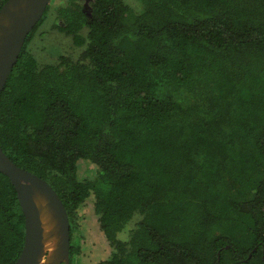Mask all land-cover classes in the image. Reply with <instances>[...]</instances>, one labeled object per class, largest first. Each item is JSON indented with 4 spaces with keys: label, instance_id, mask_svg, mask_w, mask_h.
<instances>
[{
    "label": "trees",
    "instance_id": "16d2710c",
    "mask_svg": "<svg viewBox=\"0 0 264 264\" xmlns=\"http://www.w3.org/2000/svg\"><path fill=\"white\" fill-rule=\"evenodd\" d=\"M53 3L0 94V143L61 197L70 264L91 197L112 247L97 264H264V0ZM51 11L76 59L30 49ZM80 159L98 174L81 178ZM24 242L0 172V264Z\"/></svg>",
    "mask_w": 264,
    "mask_h": 264
},
{
    "label": "water",
    "instance_id": "95a60500",
    "mask_svg": "<svg viewBox=\"0 0 264 264\" xmlns=\"http://www.w3.org/2000/svg\"><path fill=\"white\" fill-rule=\"evenodd\" d=\"M52 0H6L0 9V94L21 54L26 38ZM0 172L14 185L25 214V242L14 264H70V220L52 185L18 166L0 143ZM49 234L56 235L44 249Z\"/></svg>",
    "mask_w": 264,
    "mask_h": 264
},
{
    "label": "rangeland",
    "instance_id": "374dc122",
    "mask_svg": "<svg viewBox=\"0 0 264 264\" xmlns=\"http://www.w3.org/2000/svg\"><path fill=\"white\" fill-rule=\"evenodd\" d=\"M52 1L54 2L53 6H60V4H63V2L67 0ZM131 4L133 6L136 5L134 2ZM50 14L51 15L39 29L30 49L42 59V62L57 63L62 54L69 55L76 59L82 48L75 46L70 36L54 28V23H62V18H57V11L55 13L51 11ZM128 14L130 15L131 13ZM78 167L79 176L81 178H92L98 174V166L92 161L80 159L78 161ZM81 215L83 222L82 229L81 232H76L74 241L82 245V253L77 256L79 259L75 258V261H79V264H97L101 259L109 257L112 247L100 228L98 216L94 210L93 197L86 201V204L82 207ZM131 227H133V223L122 231L119 237L125 240L129 239ZM50 238L52 240L51 242H54V234H51Z\"/></svg>",
    "mask_w": 264,
    "mask_h": 264
},
{
    "label": "bare ground",
    "instance_id": "6f19581e",
    "mask_svg": "<svg viewBox=\"0 0 264 264\" xmlns=\"http://www.w3.org/2000/svg\"><path fill=\"white\" fill-rule=\"evenodd\" d=\"M50 235L51 234H49L44 240V249H49L51 246H53V243H55L56 241V235H54V242H51L52 240L50 238Z\"/></svg>",
    "mask_w": 264,
    "mask_h": 264
}]
</instances>
